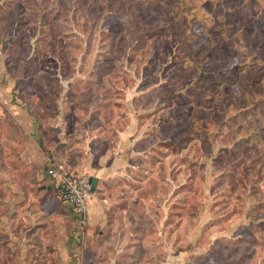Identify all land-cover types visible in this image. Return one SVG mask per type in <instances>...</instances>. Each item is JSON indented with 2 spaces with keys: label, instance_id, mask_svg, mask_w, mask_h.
Returning a JSON list of instances; mask_svg holds the SVG:
<instances>
[{
  "label": "rangeland",
  "instance_id": "obj_1",
  "mask_svg": "<svg viewBox=\"0 0 264 264\" xmlns=\"http://www.w3.org/2000/svg\"><path fill=\"white\" fill-rule=\"evenodd\" d=\"M0 69V264H264V0H0ZM125 131L81 227L50 161Z\"/></svg>",
  "mask_w": 264,
  "mask_h": 264
},
{
  "label": "crops",
  "instance_id": "obj_2",
  "mask_svg": "<svg viewBox=\"0 0 264 264\" xmlns=\"http://www.w3.org/2000/svg\"><path fill=\"white\" fill-rule=\"evenodd\" d=\"M1 71L2 69H0V75L3 73V71L2 72ZM10 85L11 83L7 85L0 84L1 95L2 97L4 96V100L2 102H4L5 104H8L9 102L14 103L15 100L13 95L11 94L12 92L8 91L11 90L12 88ZM8 95H11V97L8 98ZM13 106H15V104H13ZM18 112L19 111H16L15 114H17ZM22 115H23V119L27 121V127L30 128L31 122H34V120L31 119L30 113L28 112L27 114L22 113ZM20 118L22 119L21 115ZM129 134L130 133L127 131L122 132L120 145L117 144L118 148L116 149H85V153H87L88 156L85 158L82 157L79 158L81 163L78 164V167H80V169L82 170L93 172V174L95 175V176L93 175V178L96 177L98 179L96 190L93 193L90 202V209H89V217L92 225H96V224H102L104 226L107 225V214H109L107 212L109 206L115 204L116 202L111 197H109L108 190H103L104 180L113 179L117 176H121L123 178H132L127 171L130 167L133 166L132 158L134 157V155L137 154V149H129V148L127 149L123 147V144L125 145L126 142L129 145V141H128ZM51 150L54 153V158L56 157L60 158L61 157L60 155H64V154L67 155L70 153H76V154L80 153L79 151L80 149H74V147L71 149H51ZM55 161L57 160L55 159ZM55 188L57 189L56 183H55ZM101 193H103L102 196ZM72 252L73 250L71 249V253H69V251L67 252L68 257L66 259H58L54 261V263L52 264H100L99 261L97 262V261L85 260L82 258H76L75 256L77 254ZM119 262H120L119 258L118 259L112 258L107 260V264H118ZM22 264H28V262L23 259Z\"/></svg>",
  "mask_w": 264,
  "mask_h": 264
},
{
  "label": "built area",
  "instance_id": "obj_3",
  "mask_svg": "<svg viewBox=\"0 0 264 264\" xmlns=\"http://www.w3.org/2000/svg\"><path fill=\"white\" fill-rule=\"evenodd\" d=\"M47 174L55 181L59 198L64 204L73 208L79 218L80 226H86L90 221L89 209L94 193L93 176L72 170L64 162H50Z\"/></svg>",
  "mask_w": 264,
  "mask_h": 264
},
{
  "label": "water",
  "instance_id": "obj_4",
  "mask_svg": "<svg viewBox=\"0 0 264 264\" xmlns=\"http://www.w3.org/2000/svg\"><path fill=\"white\" fill-rule=\"evenodd\" d=\"M98 179L96 177L93 178V188L92 191L94 192L96 190V185H97ZM51 187H49L50 189Z\"/></svg>",
  "mask_w": 264,
  "mask_h": 264
},
{
  "label": "trees",
  "instance_id": "obj_5",
  "mask_svg": "<svg viewBox=\"0 0 264 264\" xmlns=\"http://www.w3.org/2000/svg\"><path fill=\"white\" fill-rule=\"evenodd\" d=\"M57 191H58V188H57ZM78 217V216H77ZM78 221H79V218H78Z\"/></svg>",
  "mask_w": 264,
  "mask_h": 264
}]
</instances>
